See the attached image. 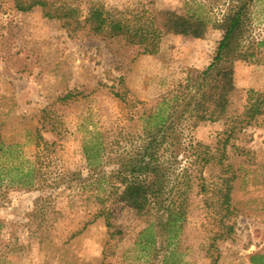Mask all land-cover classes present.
Segmentation results:
<instances>
[{
	"label": "rangeland",
	"instance_id": "rangeland-1",
	"mask_svg": "<svg viewBox=\"0 0 264 264\" xmlns=\"http://www.w3.org/2000/svg\"><path fill=\"white\" fill-rule=\"evenodd\" d=\"M190 2L81 0V13L86 17L90 6L98 4L115 16L149 9L182 14ZM226 14L221 8L214 10L203 39L169 35L157 54L143 55L138 48L114 51L113 45L85 31L70 36L61 22L46 19L40 9L21 13L14 0H0V140L33 155L39 131L45 142L54 143L46 159L49 172H76L86 183L44 193L16 188L0 193V264H163L165 252L146 248L141 236L152 216L97 200L100 177L88 168L83 142L98 132H106L113 142L144 105H155L185 80L189 70L208 67L224 36ZM251 21L252 35L262 47L256 60L235 64L234 105L239 113L249 91L264 93V0L254 3ZM48 122L57 124L58 133L51 132ZM224 129L223 122L203 123L192 138L214 151ZM247 133L250 141L237 146L250 153L238 159L242 151H229L235 158L233 169L243 165L242 186L233 199L235 232L215 243L217 252H209L210 232L216 231L213 215L201 197L195 198L196 208L180 241L182 264H251L253 254L264 255V118ZM219 171L207 168L204 177ZM48 196L58 215L50 212L42 223L34 215L39 199ZM158 240L161 247L163 239ZM212 255L218 258L215 263Z\"/></svg>",
	"mask_w": 264,
	"mask_h": 264
},
{
	"label": "trees",
	"instance_id": "trees-1",
	"mask_svg": "<svg viewBox=\"0 0 264 264\" xmlns=\"http://www.w3.org/2000/svg\"><path fill=\"white\" fill-rule=\"evenodd\" d=\"M190 1L182 14L149 9L128 10L122 16H115L103 6L93 4L85 17L81 13V0H14L18 12L40 9L46 19L61 22L70 36L85 31L113 45L114 51L138 48L143 55L157 54L163 38L169 35L203 39L214 10L226 11L224 36L208 67L189 70L185 80L155 105H144L142 112L132 118L130 126L121 129L113 142L106 132H98L82 146L88 168L100 177L97 188L102 193L96 195L99 203L122 204L141 216L153 217L141 236L146 248H153L158 254L165 252L163 264H182L181 236L196 208L197 197L203 199L205 209L211 210L216 229L210 232L213 244L206 246L208 251H216L218 240H227L234 234L233 199L242 186L243 165L239 162L234 170L235 158L229 151H242L238 159L250 153L237 144H247L251 138L247 129L264 118V93L249 91L242 113L234 105L235 64L252 62L261 54L262 44L254 38L251 28L256 0ZM68 98L69 95L63 100ZM43 119L46 121V116ZM218 122H223L225 129L219 134L214 151L210 146L194 142L192 133L196 128L203 123ZM47 124L52 127L51 132H57L55 122ZM53 144L45 142L38 131L37 152L25 155L18 149L19 145L6 146L0 140V193L12 188L44 193L63 186L72 189L75 183L77 187H85L79 173L49 172L46 159ZM207 168L220 171L207 179L204 177ZM49 197L39 199L41 206L34 215V219L41 217L42 223L49 220L50 212L58 215ZM105 217L107 226L112 228L110 216ZM214 259L215 263L218 258ZM250 259L251 264H264L263 254H253Z\"/></svg>",
	"mask_w": 264,
	"mask_h": 264
}]
</instances>
